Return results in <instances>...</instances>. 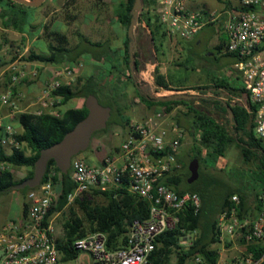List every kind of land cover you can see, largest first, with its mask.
Returning <instances> with one entry per match:
<instances>
[{"label":"built area","instance_id":"2783aa9c","mask_svg":"<svg viewBox=\"0 0 264 264\" xmlns=\"http://www.w3.org/2000/svg\"><path fill=\"white\" fill-rule=\"evenodd\" d=\"M161 0L157 13L169 39H191L209 25L219 23L226 35V51L236 55L233 68L237 79H242L241 95L229 93L228 100L241 103L255 114L256 136L264 141V0ZM202 2L200 7L194 4ZM7 71L9 83L0 96V106L9 107L13 113L30 112L36 115L50 113L60 115L61 97L54 91L74 85L78 74L73 67L55 70L34 100L35 108L22 111L21 96L16 88L30 74L25 66L12 63ZM6 71V72H7ZM252 105L255 108H252ZM170 113L163 107L140 121L129 123L128 136L118 152L108 155L101 164H91L84 157L72 159L70 175L76 187L68 195V204L83 198L93 189L107 190L118 186L123 179L130 182L129 190L150 201L149 217L135 220L127 232V244L122 248H108V236L104 232H90L77 238L74 247L91 254L92 264H154L151 254L157 248L159 236L177 227L180 213L191 206L195 213L202 207L198 192H177L163 179L176 166L186 131L176 123L168 124ZM5 135L0 142L8 147L21 148L16 129L3 126ZM58 195L51 180L31 188L26 195L28 213L20 219L8 220L0 229V264H60L63 252L57 245L56 227L51 208ZM257 213L241 212V197L235 193L219 214L218 244L226 246L229 241L240 238L241 250L233 257H226L219 249L216 264H258L263 256L256 258L255 249H264V190H259ZM198 237L197 230L182 229L179 251L190 249ZM186 264H208L204 256L195 253Z\"/></svg>","mask_w":264,"mask_h":264},{"label":"trees","instance_id":"16d2710c","mask_svg":"<svg viewBox=\"0 0 264 264\" xmlns=\"http://www.w3.org/2000/svg\"><path fill=\"white\" fill-rule=\"evenodd\" d=\"M8 1H13L12 6L18 4L14 0ZM142 1L144 6L139 15V22L145 23L150 31L154 48L158 54V61L161 63L163 56L166 55L165 42L169 39V36L157 13L159 0ZM135 3L136 0H118L117 3L116 18L125 30L123 48H105V43L92 41L86 35L80 33L83 41L100 48L99 54L94 53V56L99 61L105 60V62L110 63V72H113V68H120V72L125 74L123 69L125 67L128 70L126 78L133 80L140 99L148 106L156 105L159 109L165 107L169 113L177 105L184 104L187 106V111L184 112L188 116L186 128L194 140L192 147L193 159L198 158L200 165L201 161L205 162L209 159L214 160L216 163L219 157L226 155L232 145L239 148L244 162L254 166L252 180L245 187L238 186L236 189L228 191L225 194V200L220 212L230 204L231 196L237 193L241 197V212L246 213L250 208L248 204L249 197L254 196V199L258 200L259 190H264V141L256 136L255 114L241 103H232L224 100L219 97L218 92H215L214 95L192 94L189 99L180 98L166 101L147 95L132 74V62L139 66L137 58H132L130 50L132 38L129 35V26L133 17ZM218 26H216L214 31L216 33L221 31V42L216 45V50L218 53L232 57L236 61V55L226 51V38L221 25ZM59 36L61 37L60 45H51L49 53L31 52L26 59L45 63H60L66 60L74 49H70L63 44V41L68 40L64 34ZM118 50L120 53L116 57ZM108 52H110L109 55L107 54ZM133 54L134 57L138 56L136 52ZM159 63L156 65L154 75L156 84L164 89L183 90L182 85L172 86V81L160 71ZM211 79L215 88H223L229 93L237 95H241L244 92L243 88L231 85L226 78L213 76ZM103 87L96 75L89 77L78 76L74 85L60 87L54 91V95L61 97V106L76 97H87L90 93L96 94L102 103L99 92L111 93V91L106 92ZM200 88L207 89L208 87ZM187 89H191V87ZM111 107L113 113L114 107ZM252 108H255V106L252 105ZM118 111L122 114L120 108ZM88 112L89 110L85 104L82 107L61 109L60 115L50 113L36 115L30 112H20L17 118L22 124L23 131L18 132L16 138L21 142L22 147L9 148L0 142V196L12 191L15 185L32 177L34 175L35 162L40 156L41 150L62 140L67 132L72 130L77 123L87 116ZM217 115L223 120L221 121ZM176 119L181 122L179 117H176ZM123 122L126 126L130 123V119L124 118ZM109 123L110 120L108 125ZM5 134L4 127L0 126V136ZM28 149L30 153H28ZM203 150H206L205 155H203ZM178 161H180L179 155L177 156V163ZM11 165L28 167L29 172L25 177L18 179L10 168ZM190 174L189 167L178 165L163 181L179 193L187 191L198 192L194 188H190V184L187 182ZM49 180L54 185L62 182L58 201L49 212V217H51L56 212H63L69 206L68 195L75 189L76 184L71 178L70 171L67 174L61 172L54 159H50L42 183ZM129 185V180L125 178L121 184L112 186L107 190L93 189L92 192L85 194L83 198H77L70 205L69 214L63 223L64 237L57 239V245L64 254L62 260L77 259L81 251L74 247V241L90 232L99 231L106 233L108 236L107 244L110 249L122 248L127 244L129 226L135 220L143 221L147 219L151 205L149 200L132 193L129 190ZM30 189L26 187L21 190L27 195ZM198 193L203 202L200 211L195 213L191 206H187L180 213V221L177 227L173 230L165 231L159 236V244L151 254V261L154 264H186L189 257L195 253L202 254L208 264L217 263L219 248L214 247V245L219 242L217 229L218 213L215 209L207 215L203 210L207 197L200 192ZM100 196L104 198V202L95 201ZM75 206L79 207L82 214H78ZM27 213L28 203L25 201L23 204V216H26ZM182 229L197 230L198 237L190 249L179 251ZM240 241L242 242L243 239L240 238ZM250 249H255L256 258L258 259L264 254L263 247L256 249L251 246ZM174 257H176L175 263H173ZM258 264H264V258Z\"/></svg>","mask_w":264,"mask_h":264},{"label":"rangeland","instance_id":"374dc122","mask_svg":"<svg viewBox=\"0 0 264 264\" xmlns=\"http://www.w3.org/2000/svg\"><path fill=\"white\" fill-rule=\"evenodd\" d=\"M93 1L94 0H82V2H79L78 5L82 7L79 15L81 16L82 21H84L85 18L86 20L88 19V21L83 22L81 25L76 23V25L78 24L77 26L92 41L105 43V48H123L125 30L122 26L117 28L118 25L115 24L118 0H98L97 6L93 4ZM160 1L161 0H159V2ZM211 1V5L217 7V3L213 0ZM95 12L98 13L99 21L97 23L90 22V19L95 16ZM217 25L220 26V24L217 23L205 27L198 35L191 39H182L180 37L176 39H168L165 42L166 55L163 56V61L159 63L158 54L154 48L151 34L145 24H141V22L138 21L134 30L135 39L133 42V53L136 52L138 54V56L134 58H137L139 61V66H136L134 62H132L131 65L133 67L132 74L139 83L141 89L147 95L152 97L173 95L177 93L214 95L215 92H218L219 97L227 99L230 95L228 91L223 88H215L213 86L214 82L211 78L213 76L217 78H226L231 85L236 86L242 85L243 81L241 78L237 79V73L233 68V64L235 62L233 58L218 53L215 48L216 45L221 42V31L219 33L214 31ZM75 27V25H71L70 29L74 30ZM27 28L29 27L27 26ZM59 28L67 32V28L69 27L61 25ZM71 34V38L75 42L76 36H74L73 33ZM224 37L226 38L225 34ZM47 43L48 42L45 38L37 41V45L41 47V50L50 52L46 46ZM85 44V48H87L88 51L85 58L87 61H90V58L94 53L99 54L100 48L86 42ZM109 53L110 52L107 54L109 55ZM119 53L120 52L118 50L116 57H118ZM102 62L104 61L97 62L101 65L100 70H97L94 67H87L86 70L88 73H94V75H96L98 80L104 86L103 88H105L106 92L111 91V93L99 92V96L102 104L113 106L114 111L111 115L109 125L105 129L97 132L95 134L96 136L94 135V145L96 147L95 153H93L90 149V146L88 149L78 154L80 157L85 156V158L95 164L100 163L97 152L101 156L106 154L104 158L107 157L111 154L110 149H113L114 147L116 149V147L120 146L123 139L128 136V133L121 135L116 134V131H114V129L121 124V121L124 118L129 117L131 122L140 121L144 118V116L146 117L159 109L156 105L148 106L140 99L133 80L126 78V76H128V70L125 67L123 68L125 74L120 72V68H113V72H110L109 66H111V64ZM156 63H159L160 71L172 81L173 87L182 85V88L184 89L176 90L159 87L155 82L154 76L157 65ZM79 73L80 72L77 71L78 75H80ZM111 78L113 79V82L111 81ZM190 87L191 89H187ZM200 87L208 88L201 89ZM84 98L86 99V97ZM77 101V98L70 100L62 106V110L74 107ZM119 108L121 109L122 114L118 111ZM186 111L187 106L184 104L175 106L167 119V123L169 125L176 123L185 129L186 135L180 153L178 154L180 158L178 165L189 167L190 162L193 160L192 147L194 140L186 128L188 119V116L184 114ZM176 117H179L181 122H178ZM218 117L221 119L220 116ZM235 149V145H232L225 156L227 158L229 157L234 159L233 156H235ZM28 153H30L29 149ZM205 154L206 150H203V155ZM237 157L238 159L235 157L236 160L234 159L232 164L225 165L224 167L222 165V162L224 161H222V157H219L216 163L212 159L206 160L205 162L201 161L198 180L194 183H189V177L187 178L190 188H194L207 197L203 208L207 215H209L211 211L217 209L222 195L226 194L236 186L247 184L249 180L252 179L253 169L245 166L246 163L244 162L240 151L239 156ZM27 169L28 167H22L15 170V175L18 179H20L19 177L23 175ZM24 195L25 194L21 189H13L12 191L4 193L0 196V222L4 219L8 221L21 218ZM95 201L104 202L105 200L102 196H100L97 197ZM70 205L71 204H69L63 212H56L52 216L56 227L55 235L59 239L64 237L63 223L66 216L69 214ZM75 207L78 214H82L79 207ZM217 246L218 245H215L214 247ZM228 246L231 248L233 243L231 242ZM91 262V254L87 251H81L77 259L69 261L61 260L60 264H91ZM175 262L176 257L173 258V263Z\"/></svg>","mask_w":264,"mask_h":264},{"label":"crops","instance_id":"0c3cea01","mask_svg":"<svg viewBox=\"0 0 264 264\" xmlns=\"http://www.w3.org/2000/svg\"><path fill=\"white\" fill-rule=\"evenodd\" d=\"M14 1L18 3L16 4V6H12L13 1L0 0V96L5 91L9 83L10 75L7 69L12 63H18L21 66H25L28 69L29 73L32 70L37 71L38 72L37 75L34 76L30 74L16 88L17 93L21 96L20 106L23 108L22 111H24L27 108L29 109L35 108L34 105L35 98L38 96V94L40 93L46 82L54 76V72L56 69L61 67H73L76 69V71L80 72L79 73L80 75L78 76L89 77L91 75H94V73L92 74L88 73V71L86 70L87 67H94L95 69L100 70L101 65L100 63L99 64L97 63L99 60L94 56V54L93 56H91L90 61H87V59L85 58V55L88 51L87 48H85L86 44L85 42H83V39L80 35V33L84 35L85 33H83V31L77 26L78 24L76 25V23H79L81 25L83 22L88 21V19L86 20V18L84 19V21H82L81 16L79 15L82 7L78 4L79 2H82V0H45L40 5H35V6L27 5L25 3H21L16 0ZM93 4L97 6L98 0H94ZM201 4L202 2L194 4L193 8L200 7ZM94 14L95 16L92 19H90V22L97 23L99 21L98 13L95 12ZM115 24L118 25L117 28H120L121 25L117 21V18L115 20ZM141 24H143V22H141ZM61 25H66L69 27L67 28V32L59 28L61 27ZM71 25L76 26L74 30L70 29ZM27 26L29 28H27ZM71 33H73V35L76 36L75 42L71 38L72 37ZM58 34L59 35L64 34L68 40L63 41V44L69 47L70 49H74V51L70 54V56L66 60L60 63H45L38 60L31 61L26 59V57H28L31 52L44 53V54L49 53L41 50L40 49L41 47L37 45V41L42 38H45L47 40L48 43L46 46L48 47L49 51L51 45H60L61 37ZM102 61H104L102 63H106L105 60ZM111 81L113 82L112 78ZM233 95H237V94H233ZM76 98L78 99V101L74 107H82L85 104L86 99L83 96ZM19 113H13L12 110L7 106H0V126L3 127V126L11 125L16 129L17 133L22 132L23 131L22 124L17 118ZM222 120L223 118H221V121ZM128 130H129V124L125 126L123 120L121 121V124H119L118 127L114 129V131H116V134H121V135L128 133ZM95 136L93 137L92 143L90 145L91 146L90 149L93 151V153H95L96 150V147L94 145ZM119 148L120 146L116 147V149L115 147L113 149L111 148L110 155L116 154ZM235 148H236L235 149L236 151L234 153L235 156L233 157L236 160V158L238 159L237 156H239L240 150L237 146H235ZM97 155H98V159L100 160L99 164H101L106 158V157L104 158L106 154L101 156L97 152ZM228 158L226 156H222V161L224 160L223 162L221 161L223 167L225 165L232 164V162L234 161L233 158H229V159ZM85 159L87 160V162L91 164H95L89 161L87 158ZM245 166L254 169V166L252 164H245ZM10 168L15 174L16 172L15 170L20 169L22 167L11 165ZM28 172H29V168L19 178L21 179L25 177L28 174ZM16 178L18 177L16 176ZM248 183L242 184V187L247 186ZM237 187L238 186H236L232 190L236 189ZM61 188H62V182H58L57 184L54 185V189L56 194L58 195V198ZM224 200H225V194L222 195L220 203L216 209L218 216L220 214V210L222 208ZM25 201H26V195L23 196L21 217L23 216V204ZM248 202L250 208L246 213L249 212L252 215L256 214L260 206L258 200L254 199V196H250ZM6 221L7 220L4 219L0 222V229ZM231 242L232 241H229L224 247H222L218 243L215 245H218L217 247L220 250H222L224 256L233 257L236 254H238L239 250H241V243L237 244L234 241L232 242L233 246L229 248L228 245Z\"/></svg>","mask_w":264,"mask_h":264},{"label":"water","instance_id":"95a60500","mask_svg":"<svg viewBox=\"0 0 264 264\" xmlns=\"http://www.w3.org/2000/svg\"><path fill=\"white\" fill-rule=\"evenodd\" d=\"M27 5L35 6L40 5L45 0H16ZM143 8V1L136 0L133 9V17L129 26V35L132 38L130 50L133 54V42L135 39L134 30L136 24L139 21V15ZM133 68V67H132ZM152 97V96H151ZM192 94L189 93H177L173 95H162L155 98L159 100H173L180 98H191ZM85 105L89 112L87 116L82 119L76 126L66 133L62 140L54 143L53 145L41 150L40 156L35 162L34 175L27 178L20 184L14 186V189H24L26 187L35 188L42 183V180L46 174L48 163L50 159L56 161L60 171L67 174L69 173L72 165V159L88 149L91 145L94 134L108 126V122L112 115V107L110 105H104L100 102L98 96L94 93H90L85 100ZM200 162L198 158H194L189 164V170L191 172L188 182L194 183L198 180L200 172Z\"/></svg>","mask_w":264,"mask_h":264}]
</instances>
